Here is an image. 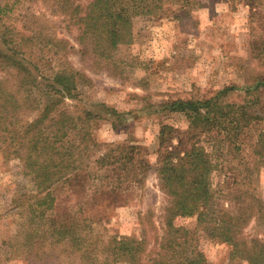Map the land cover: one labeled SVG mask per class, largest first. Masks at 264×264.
<instances>
[{
	"label": "trees",
	"instance_id": "obj_1",
	"mask_svg": "<svg viewBox=\"0 0 264 264\" xmlns=\"http://www.w3.org/2000/svg\"><path fill=\"white\" fill-rule=\"evenodd\" d=\"M246 2L252 10L264 6V0ZM194 3L195 0H0V71L8 73L0 76V144L19 156L35 179L38 209L33 210L40 221L47 219L57 242L69 238L65 245L77 246L86 264H207L203 253L192 244L189 230L174 222L178 216L194 215L211 236L228 245L232 262L238 258V264H264V240L244 233L261 208L250 204L243 193L236 194L241 192L238 184L251 188L255 180L252 175L241 174L250 165L256 169L264 163V103L253 94L264 86V74L253 85L244 87L245 97L240 102L227 100L235 88L227 86L203 99L166 100L157 109L184 117L181 125L160 123L157 133L154 171L165 195L159 215L161 233L152 222L151 235L146 227L138 237L112 235L104 239L103 231L92 237L89 230L93 232V225H101L106 215H86L75 222L63 213L60 217L49 213L45 218V209L54 205L56 187L67 184L73 193L76 186H86L91 177L109 176L107 171H111L109 177L115 181L107 189L96 190L110 196L123 183L122 192L142 185L151 167L136 144L102 143L92 138V121L100 114L76 102H81L77 91L89 82V77L71 64L69 51L73 46L56 36V23L68 21L77 27L82 54L90 51L108 58L119 44L132 40L134 17L170 12L179 18L181 13L189 15ZM34 4L43 9L36 12ZM47 12L55 22L46 18ZM253 47L254 56L264 60V46L256 41ZM37 50L41 51L38 57ZM48 51L57 56L56 61L46 58ZM245 149L250 153L248 161L241 154ZM224 157L244 166L235 167L232 185L225 181L231 185L226 192L212 184V173L222 167ZM98 171L104 173L92 175ZM223 198L231 201L229 209L222 203ZM97 200L94 202L99 206ZM74 227L86 229V234L78 231L75 235ZM42 231L43 226L35 225V234Z\"/></svg>",
	"mask_w": 264,
	"mask_h": 264
},
{
	"label": "rangeland",
	"instance_id": "obj_2",
	"mask_svg": "<svg viewBox=\"0 0 264 264\" xmlns=\"http://www.w3.org/2000/svg\"><path fill=\"white\" fill-rule=\"evenodd\" d=\"M34 8L36 12L43 9L39 4H34ZM251 10L246 0H195L189 15L181 13L179 18L170 12L162 16L160 13L136 16L132 22V40L119 44L108 58L90 51L82 54L77 27L68 21L56 23V36L67 39L73 46L69 51L71 64L89 77V82L77 91L81 102H76L100 114L92 121V138L102 143L136 144L142 148L151 167L142 185H133V189L122 192L123 183L110 196L98 194L96 190L107 189L115 181L109 177L111 171H107L109 176L91 177L86 186H76L73 193L67 184L56 187L53 207L41 208L45 209V218L49 213L59 217L63 213L75 222L86 215H106V218L102 216L104 222L97 224L99 227L93 225V232L89 230L92 237L103 231L104 239L112 235L138 237L146 227L151 235L152 222L161 233L159 215L165 195L154 171L157 133L160 123L181 125L184 117L157 109L166 100L203 99L227 86L235 87L227 100L242 101L244 87L253 85L264 74V60L254 56L253 47L256 41L264 46V6ZM49 13L46 18L55 22ZM40 54L37 50V57ZM47 55L46 58L56 61L57 56L51 51ZM0 76L8 73L0 71ZM9 80L12 81L10 75ZM253 94L264 103V86ZM241 154L248 161V150ZM222 163L212 173V184L223 187L226 192L233 184L235 167L239 164L229 157H224ZM250 166L241 176L252 175L255 179L252 187L240 183L236 187L241 192L236 194L243 193L250 204L260 206L261 213H255L244 233L264 240V163L256 169ZM226 180L232 184L227 186ZM38 192L36 181L26 171L23 160L0 144V264H86L77 246L65 245L69 238L57 242L51 226L46 224L47 219L41 222L35 214ZM96 199L99 206L94 202ZM223 200L229 209L231 201ZM174 222L189 230L192 244L203 253L207 264H238V258L233 262L229 259L228 245L211 236L195 215L178 216ZM37 224L43 226L40 235L33 232ZM78 231L84 235L87 230L74 227L75 235Z\"/></svg>",
	"mask_w": 264,
	"mask_h": 264
}]
</instances>
